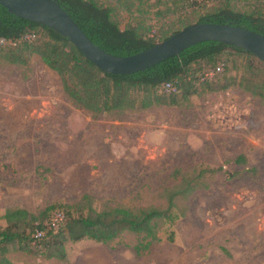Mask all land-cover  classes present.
I'll return each instance as SVG.
<instances>
[{"label":"rangeland","instance_id":"obj_1","mask_svg":"<svg viewBox=\"0 0 264 264\" xmlns=\"http://www.w3.org/2000/svg\"><path fill=\"white\" fill-rule=\"evenodd\" d=\"M208 0H200V2ZM129 24L120 17L122 30ZM31 68L0 61V224L9 209L33 214L74 205L164 206V191L186 174L221 169L138 255L125 233L105 245L66 244L68 259L22 251L15 264H264V101L239 87L193 96L181 107L94 117L76 106L38 56ZM240 156L245 162L236 163ZM59 211V210H57ZM63 211V210H62ZM64 212V211H63ZM51 211L49 216L56 214ZM174 232V242L167 240Z\"/></svg>","mask_w":264,"mask_h":264},{"label":"trees","instance_id":"obj_2","mask_svg":"<svg viewBox=\"0 0 264 264\" xmlns=\"http://www.w3.org/2000/svg\"><path fill=\"white\" fill-rule=\"evenodd\" d=\"M56 1L95 45L119 57L148 50L197 23L230 24L264 36V0ZM124 15L129 24L122 30L120 17ZM33 56L56 72L68 98L94 117L181 107L190 104L193 96L224 93L233 87L264 101V63L241 48L205 42L146 71L112 75L88 61L58 32L16 17L0 5V61L31 68ZM168 84L175 91L167 89ZM243 162V156L236 159L238 164ZM219 170L184 175L180 185L164 191V206L114 205L98 210L85 195L74 205H52L38 214L9 209L2 217L6 226L0 224V264H15L8 256L19 251L65 262L68 242L109 245L125 233L138 238L134 251L144 255L162 241L166 225L173 226L186 216V208L178 210V201L207 189L208 178L213 177L204 176H214ZM53 210L64 215L56 229L51 227L55 214L49 216ZM174 237L171 232L167 240L174 242Z\"/></svg>","mask_w":264,"mask_h":264},{"label":"water","instance_id":"obj_3","mask_svg":"<svg viewBox=\"0 0 264 264\" xmlns=\"http://www.w3.org/2000/svg\"><path fill=\"white\" fill-rule=\"evenodd\" d=\"M10 14L48 27L68 39L101 71L129 76L146 71L205 42L241 48L264 63V36L230 24L197 23L138 54L119 57L95 45L56 0H0Z\"/></svg>","mask_w":264,"mask_h":264},{"label":"built area","instance_id":"obj_4","mask_svg":"<svg viewBox=\"0 0 264 264\" xmlns=\"http://www.w3.org/2000/svg\"><path fill=\"white\" fill-rule=\"evenodd\" d=\"M217 71L220 72L221 68L218 69ZM212 75L213 74H210V75H207V76L210 78V77H212ZM167 89L175 91L174 88L170 84L167 85ZM63 219H64V215L63 214H61V213L55 214L54 217L51 220V227L54 228V229L58 228L59 224L63 221ZM41 236H42V234H38V237H41Z\"/></svg>","mask_w":264,"mask_h":264}]
</instances>
